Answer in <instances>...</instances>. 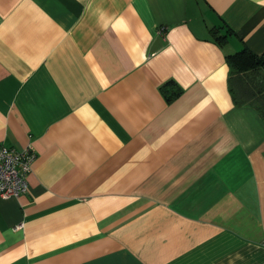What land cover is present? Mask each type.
Masks as SVG:
<instances>
[{
  "label": "crops",
  "instance_id": "0c3cea01",
  "mask_svg": "<svg viewBox=\"0 0 264 264\" xmlns=\"http://www.w3.org/2000/svg\"><path fill=\"white\" fill-rule=\"evenodd\" d=\"M243 48L264 54V0H0V146L37 152L0 264H264Z\"/></svg>",
  "mask_w": 264,
  "mask_h": 264
},
{
  "label": "trees",
  "instance_id": "16d2710c",
  "mask_svg": "<svg viewBox=\"0 0 264 264\" xmlns=\"http://www.w3.org/2000/svg\"><path fill=\"white\" fill-rule=\"evenodd\" d=\"M226 61L231 67V84L234 90V98L238 102H248L256 106L264 119V110L256 104L264 107V54L257 56L247 48L225 55ZM171 88H168V87ZM162 91L168 101H171L180 93V88L175 82L170 81L162 87Z\"/></svg>",
  "mask_w": 264,
  "mask_h": 264
},
{
  "label": "built area",
  "instance_id": "2783aa9c",
  "mask_svg": "<svg viewBox=\"0 0 264 264\" xmlns=\"http://www.w3.org/2000/svg\"><path fill=\"white\" fill-rule=\"evenodd\" d=\"M36 149L0 146V198H19L30 190L29 176L36 160Z\"/></svg>",
  "mask_w": 264,
  "mask_h": 264
},
{
  "label": "rangeland",
  "instance_id": "374dc122",
  "mask_svg": "<svg viewBox=\"0 0 264 264\" xmlns=\"http://www.w3.org/2000/svg\"><path fill=\"white\" fill-rule=\"evenodd\" d=\"M260 74L261 75H264V72L263 70H259ZM260 109L264 110V107L259 103V104H256Z\"/></svg>",
  "mask_w": 264,
  "mask_h": 264
}]
</instances>
